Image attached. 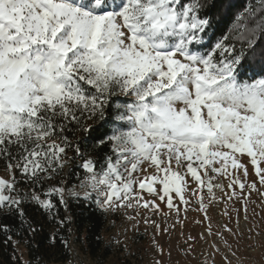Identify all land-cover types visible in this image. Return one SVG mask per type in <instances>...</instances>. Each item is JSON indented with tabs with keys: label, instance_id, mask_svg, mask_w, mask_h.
I'll use <instances>...</instances> for the list:
<instances>
[{
	"label": "snow or ice",
	"instance_id": "1",
	"mask_svg": "<svg viewBox=\"0 0 264 264\" xmlns=\"http://www.w3.org/2000/svg\"><path fill=\"white\" fill-rule=\"evenodd\" d=\"M234 8L231 0H0V161L8 176L0 178V213L31 234V202L63 230L70 204L82 201L131 223L115 241L125 250L141 212L156 216L161 204L165 216L180 217L195 202L210 220L209 206L235 200L247 220L251 194L264 199V0ZM72 178L79 183L69 187ZM225 231L239 244L243 234L227 225L207 237ZM58 239L69 248L59 231ZM187 241L185 255L195 238ZM225 246L231 264L235 252ZM152 247V264H164V247L155 239Z\"/></svg>",
	"mask_w": 264,
	"mask_h": 264
},
{
	"label": "rangeland",
	"instance_id": "2",
	"mask_svg": "<svg viewBox=\"0 0 264 264\" xmlns=\"http://www.w3.org/2000/svg\"><path fill=\"white\" fill-rule=\"evenodd\" d=\"M5 166H0V178L8 179L4 171ZM249 171L252 168L249 165ZM250 180L256 179L254 174L249 177ZM259 187V186H258ZM83 191L82 189H77ZM264 191V189H261ZM222 195L217 192V196ZM207 200V194L205 193ZM226 200V198H225ZM163 213H168V209L164 204L160 205ZM198 204L192 203L187 212H181L177 217L173 212L167 216L163 213L152 216L151 212H141V220L139 230L128 231L127 244L128 250L123 249L115 243L116 240H124L125 230L131 229L132 225L122 216H109L108 228L104 232L103 237L106 242L112 245L113 256L106 259L104 263H96L87 259L79 250L78 244L71 241V258L65 264H152L156 257V250L152 247L153 239L158 240L165 249L163 257L164 264H225L224 256L228 252L225 241L231 246V250L235 252V257L229 255L231 264H264V199L257 193L253 192L247 204L248 218L245 220V212L242 202L235 200L226 203H217L215 207L209 206L208 216L210 220H205L201 212L197 211ZM227 208L229 215H224ZM237 210H239V220L237 223ZM151 217L160 224L162 228L167 227L169 232H159L156 229L148 227L143 217ZM204 221L199 223V221ZM227 225L232 229L233 233H242L237 244V237L223 232L222 237L215 235L207 237V233H217L222 227ZM249 229H252L250 232ZM202 234H204L202 236ZM191 236L195 238L193 245L194 251L188 252L187 238ZM251 237V239H249ZM73 239V237H71ZM214 245H219L220 251L213 253ZM17 253L26 259V252L23 243H17ZM171 250V256L167 255ZM134 253V254H131ZM212 254V255H209Z\"/></svg>",
	"mask_w": 264,
	"mask_h": 264
},
{
	"label": "trees",
	"instance_id": "3",
	"mask_svg": "<svg viewBox=\"0 0 264 264\" xmlns=\"http://www.w3.org/2000/svg\"><path fill=\"white\" fill-rule=\"evenodd\" d=\"M231 2L235 5L233 13H238L248 0H231ZM252 2L255 3V0ZM231 24L232 18L226 19L221 25V29L217 31V36L223 35ZM92 143L93 141L88 143L89 149H91ZM0 166H5L2 161H0ZM51 183H56V181ZM78 183L76 178H72L69 187ZM18 187L23 188L26 185L21 183ZM24 212V218L37 229L31 234L20 227L18 218L7 213H0V225H8L11 228V231L7 233L0 231V264H65L71 258V241L78 244L80 252L87 259L96 263H104L114 254L112 245L106 242L103 237L108 228V216H103L93 208L87 207L82 201L70 204L67 215L72 217V223L63 230H60L54 220L31 202L25 203ZM60 212L62 218L65 215L64 209L61 208ZM69 228L72 229L71 232H69ZM57 231L61 238L68 240V249H65L59 239L55 244L52 243L51 237ZM18 232L19 234H17ZM9 235L11 240H8ZM6 241L8 242L6 243ZM17 243H23L26 259L17 253Z\"/></svg>",
	"mask_w": 264,
	"mask_h": 264
},
{
	"label": "built area",
	"instance_id": "4",
	"mask_svg": "<svg viewBox=\"0 0 264 264\" xmlns=\"http://www.w3.org/2000/svg\"><path fill=\"white\" fill-rule=\"evenodd\" d=\"M20 188V187H19ZM21 189H26V187H23V188H21ZM110 215H108V217H109Z\"/></svg>",
	"mask_w": 264,
	"mask_h": 264
}]
</instances>
